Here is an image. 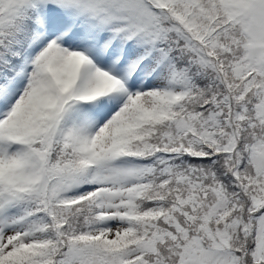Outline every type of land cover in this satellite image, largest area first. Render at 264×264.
Here are the masks:
<instances>
[{
	"label": "snow or ice",
	"instance_id": "obj_1",
	"mask_svg": "<svg viewBox=\"0 0 264 264\" xmlns=\"http://www.w3.org/2000/svg\"><path fill=\"white\" fill-rule=\"evenodd\" d=\"M0 264H264V0H0Z\"/></svg>",
	"mask_w": 264,
	"mask_h": 264
}]
</instances>
